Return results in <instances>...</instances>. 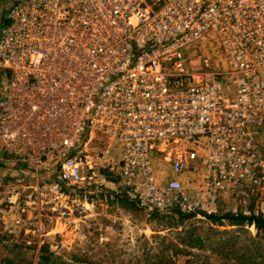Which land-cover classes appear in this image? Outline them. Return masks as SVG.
Returning a JSON list of instances; mask_svg holds the SVG:
<instances>
[{"label":"built area","instance_id":"2783aa9c","mask_svg":"<svg viewBox=\"0 0 264 264\" xmlns=\"http://www.w3.org/2000/svg\"><path fill=\"white\" fill-rule=\"evenodd\" d=\"M4 1L0 196L12 232L70 215L61 204L96 176L85 147L98 137L121 148L112 180L100 178L146 212L259 201L264 0ZM157 156L175 176L201 172L196 194L178 179L156 187Z\"/></svg>","mask_w":264,"mask_h":264},{"label":"rangeland","instance_id":"374dc122","mask_svg":"<svg viewBox=\"0 0 264 264\" xmlns=\"http://www.w3.org/2000/svg\"><path fill=\"white\" fill-rule=\"evenodd\" d=\"M8 4V0L2 2V9ZM200 50L211 55L207 43ZM108 146L104 158L101 153ZM85 150L96 176L90 184L69 189V199L61 204L69 216H45L38 224L37 219L23 218L30 232H12L14 217L5 213L0 196V259L6 256L17 264H40L41 257L51 255V264H264V239L253 227L239 229L226 219L214 222L209 218L229 213L249 216L245 213L250 206L264 211V191L262 199L252 204L193 200L189 209L177 206L146 212L112 181L100 178L107 163H116L112 157L118 155L120 146L98 137ZM153 161L156 187L178 179L188 193L196 194L201 172L175 176L163 156ZM195 166L200 167V161ZM196 238L202 241L199 247L194 245Z\"/></svg>","mask_w":264,"mask_h":264},{"label":"trees","instance_id":"16d2710c","mask_svg":"<svg viewBox=\"0 0 264 264\" xmlns=\"http://www.w3.org/2000/svg\"><path fill=\"white\" fill-rule=\"evenodd\" d=\"M101 175L105 176L107 179H111V176L108 174L107 171H102ZM214 222H219L222 219H226L228 223L233 226L238 227L241 229L242 227H253L257 235H261V238L264 239V218L261 215H254L250 214L249 216H244L241 214H226L223 217H209ZM202 241L200 238H196L194 240V245L199 247L201 246ZM51 256V255H50ZM50 256L48 257H41L40 264H51ZM0 264H12L10 261H2Z\"/></svg>","mask_w":264,"mask_h":264},{"label":"crops","instance_id":"0c3cea01","mask_svg":"<svg viewBox=\"0 0 264 264\" xmlns=\"http://www.w3.org/2000/svg\"><path fill=\"white\" fill-rule=\"evenodd\" d=\"M263 196V195H262ZM262 199V197L260 198V199H258V200H261ZM247 202H249L250 204H252L253 202H256L257 203V199L256 198H254V200L253 199H250L249 201H247ZM246 202V203H247ZM254 208H256V206H253ZM254 208H252L251 206L250 207H248V208H246V209H248V215H250V214H254V215H261V216H263V218H264V211H257V209H255L254 210ZM235 214H237V213H235ZM239 214V213H238ZM253 230H254V228H252ZM51 231V234H53V230H50ZM45 233H46V235H49L50 234V232H48V230H46L45 231ZM45 235V236H46ZM40 245H41V240L40 241H38V243L36 242V249H39L40 248ZM2 259H0V263L2 262V261H10V262H12V264H17V261L16 260H13V259H9V257H6V256H2L1 257Z\"/></svg>","mask_w":264,"mask_h":264}]
</instances>
